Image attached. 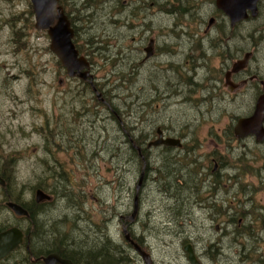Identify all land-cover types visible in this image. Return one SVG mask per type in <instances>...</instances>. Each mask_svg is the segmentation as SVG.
I'll list each match as a JSON object with an SVG mask.
<instances>
[{
    "label": "rangeland",
    "instance_id": "obj_1",
    "mask_svg": "<svg viewBox=\"0 0 264 264\" xmlns=\"http://www.w3.org/2000/svg\"><path fill=\"white\" fill-rule=\"evenodd\" d=\"M103 1L98 0L95 6L90 5L84 9L85 0H65L67 13L74 14L77 19L79 29L77 41L81 44L96 35L108 34L112 38L124 36L118 32L122 28L114 29L105 21L106 12L103 11V6L105 9L110 8L111 0L107 3ZM169 1L185 5L187 9L183 11V15L178 8L174 9L172 14H166L155 4L157 0H152V5L149 4L151 1L146 3L154 20L151 22L155 23L154 31L149 33L148 37H154L156 43H159L164 37L159 27H167L168 30L172 28V37L175 39L183 37L191 43L200 41L199 36L201 31H204V25L201 27L204 3H201V0ZM29 7V0H0V157L3 159L2 163L8 167L7 174L16 194L19 188L30 192L32 186L40 185L38 183L42 178L44 187L46 182L56 184L50 171L45 170L47 165L44 160H47L50 169L63 167V170L69 173L70 180L65 183L67 188L62 190L63 194L59 196L49 216L42 218L46 228L50 224L51 229L63 230L64 235L62 232H49L55 234L50 237L61 239L72 249L87 251L98 248L124 264H144L125 244L122 225H126L130 233L141 240L142 249L150 254L154 264H190L183 250L185 244H192L200 264H264V241H257L262 240L258 235L262 234L264 221L243 218L240 222L236 219L207 220L199 216L198 209L194 212L197 217H191V220L167 218L168 206L165 205L168 202L176 201L177 205L190 203L192 200L201 202L203 187L198 176L204 175L200 166L191 164L188 171L170 174L169 181L173 185L161 187L163 181L157 183V177L168 175L165 173L168 164L163 163V166H159L161 160L155 156L158 150H153L150 154L153 169L148 167L147 180H143L144 184L137 187L142 164L139 158L132 154L127 140L130 135L131 139H137L141 134H147L155 129L158 123L170 126L174 125L175 121L184 119L189 121L195 118L188 128L191 136L197 138L199 144V152L194 151V154L198 155L204 150L209 157L213 152H220L225 156L222 157L223 164H228L223 145L219 144L216 138L218 136L223 140L222 128L228 122L227 118L217 122L210 119L204 121L202 89L184 82L183 86L187 90L182 92V95L186 96V102L169 104L157 94L158 86L162 90L161 94L168 92L167 80L148 75L145 73L146 70L137 73L133 71L132 75L119 72L111 77L99 76L100 83H109L108 89L106 85L104 86L111 94V104L107 107L108 116L101 114L99 116V113H96L99 111L97 104L91 106L82 104L86 106L84 109L79 99L76 101L80 102L76 108L87 111L86 122L83 120V114L74 115L75 122L68 121L62 113L59 114L61 111L59 107L64 99L59 76L61 70L58 69L57 59L49 50L46 33L34 27L33 13L32 17L28 15L33 24L28 21ZM95 11L97 14L94 16ZM12 15L21 16L17 25L22 27L23 32L18 38L11 26L12 23L9 22ZM182 17L193 20L191 30L194 35H190L189 25L180 24L183 23L180 22ZM174 18L176 21L173 22ZM107 32H115V35ZM14 37L20 41L18 46H22L21 48L19 46L17 49ZM155 58L160 61V58ZM106 67L111 69L113 66L108 63ZM122 67L123 65L116 68L114 74ZM114 77H121L120 83L114 82ZM124 79L127 80V85L122 89L120 85ZM114 95L119 97L113 98ZM159 110H164L165 117L169 115L170 118L159 117L157 115ZM88 111L93 112L88 114ZM114 117H118L119 121ZM130 126H135V129L129 131L127 128ZM61 137L63 141L56 145L55 142ZM104 137H107V140H103ZM82 149L87 150L84 157L81 155ZM258 149L264 152L263 147L258 146ZM90 150L95 152L91 154ZM237 155L236 163L240 168V174L230 179L229 187L223 188L224 190H215L213 186H209L211 192L213 195L223 193L232 196L239 191L240 198L252 196L251 204L256 206L263 204L264 170L250 166L256 164L260 167L262 164L260 154L244 155L242 159L241 152ZM214 164L213 162L211 167L214 168L216 166ZM215 168L222 173L204 171L206 178L209 181L223 180L221 175L228 172V167ZM176 179L180 180L179 185L175 183ZM57 188L61 191L60 187ZM135 196L138 211L132 215ZM206 201L204 199L205 203ZM59 215H64V218L57 223L55 220L60 217ZM237 216L241 217V213ZM221 224L222 228L227 229L229 239L223 237L219 249L212 248L209 242L218 235L215 227ZM244 224L250 227V232L253 231V225L260 229L255 230L252 235L236 236L230 232L236 226ZM231 239L251 241V249L245 253L247 261L238 260V253L233 250L240 249V244ZM103 245L106 246L105 250L102 249ZM220 250L224 251L220 253ZM124 251L129 256L125 261L122 259ZM209 252L214 253L213 257ZM111 264H115L114 261Z\"/></svg>",
    "mask_w": 264,
    "mask_h": 264
},
{
    "label": "flooded vegetation",
    "instance_id": "obj_2",
    "mask_svg": "<svg viewBox=\"0 0 264 264\" xmlns=\"http://www.w3.org/2000/svg\"><path fill=\"white\" fill-rule=\"evenodd\" d=\"M97 1L85 0L86 3L83 8L86 9L90 5L95 6ZM108 1L110 0L103 2L107 3ZM110 2V8L105 9L103 6V11L106 12L105 21L114 29L122 28L118 32L123 33L124 36L112 38L108 34L106 36L96 35L94 38L86 39L81 44L77 41L79 34L77 19L74 14H68L74 28L73 42L78 51V56L84 57L88 63V67L79 72L87 71L88 75L85 79L80 77V73L69 76L66 68L57 60L61 68L59 76L61 77L60 83L63 85L64 95L63 103L59 107L61 110L59 114L62 113L63 117L67 118L68 121L72 120V122L76 121L74 115L83 114V120L86 122L87 111L76 108L80 103L76 101L81 98L79 92L83 90V92L89 91L92 98L96 96L98 99V101L87 100L83 104L89 106L97 104L99 111L96 113H99V116L100 114L108 116L107 107L111 104V94L110 91L105 90L104 86L106 85L108 89L109 83L106 82L105 85L101 86L98 80L99 76L111 77L119 72L132 75L134 74L133 71L137 73L140 70H146L145 73L148 75L157 78L163 77L167 80L168 92L161 94L162 90L158 86L157 94L169 104H184L186 102V96H183L182 92L187 89L183 84L189 82V85L202 89L204 93V121L210 119L217 122L222 118H227L228 122L222 128L223 140H220L218 136L216 138L217 142L223 145L224 153L229 162L226 165L223 164L222 157L225 156L220 152H213L209 157L207 153H204V150L198 155L194 154V151L199 152V144L197 138L191 136L188 128L195 118L189 121H185V119L179 122L175 121L174 125L170 126L158 123L156 128L154 127L155 129L150 130L147 134H141L137 138L140 141V146L135 147L136 151L133 150L142 164L140 185L144 184L143 180H147V172L150 167L153 169V162L150 161L151 152L158 150L155 156L161 160L159 166H163V163L168 164L165 172L168 175L157 177V183L163 181L161 187L163 185L168 186V184L173 185L169 181L171 179L170 174L188 171L191 164L200 166L204 175L198 176L203 187L201 202L192 200L190 203L180 205H177L176 201L168 202L165 205L168 206V219L191 220V217H197L194 212L198 209L199 216L207 220L229 221L236 219L240 222L243 218L264 221V203L257 206L251 204L252 196L240 198L238 196L239 191L232 196H226L223 193L213 195L209 187L213 186L215 190H224L223 188L229 187L228 181L240 174V168L236 163L238 152L242 153L241 159L245 157L244 155L260 154L262 163L260 167L256 164L250 166L264 170V152L258 149V146L264 148V0H256L254 9H245L242 18L239 20H235L218 7L217 0H201V3H204V18H201V27L204 25V31H201L199 36L201 40L194 43L188 42L183 37L173 38L172 28L168 30L167 27H159L164 36L159 43H156L154 37H148L149 33L154 31L155 23L151 22L154 20L146 3L149 2L152 5V0H111ZM191 3L194 4V2ZM61 4L67 10L64 0H61ZM155 4L166 14H172V11L178 8V11L183 15V11L187 9V6L180 5V3L173 4L169 0H157ZM99 11L100 9H98ZM96 12L94 16L97 14ZM174 21H176L175 18ZM180 22H183L180 23L181 25H189L190 35H194L191 30L193 22L191 18L187 20L182 17ZM107 33L115 35V32ZM107 39L115 40L107 41ZM146 40L147 46H145ZM118 45L120 46L118 47ZM113 46L114 48H112ZM155 57L160 58V61H157ZM108 63L113 66L111 69L106 67ZM121 65L123 67L114 74V70ZM126 85L127 80L124 79L120 87L125 89ZM262 109V117L261 112L255 115L257 110ZM92 112L88 111V114H92ZM157 115L165 117V111L159 110ZM165 118L169 119L170 116ZM247 120H250V123ZM242 121L244 124L240 125ZM158 137H162L163 140L172 139L177 143L151 145L150 142ZM104 138L107 140V137ZM60 141H63V137L55 144L60 145ZM102 150L103 148L100 149V151ZM212 157L214 159H211ZM2 160L0 157V180L2 181V183L0 182V234L16 228L21 232V241L16 247L0 257V264H46L45 259L51 255L57 257L53 264H111L109 254H105L98 248L87 251L72 249L65 245L61 239L50 237L55 234L49 232L63 233V230L51 229L50 224L46 228L42 218L49 216L56 206L59 196L63 193L54 183L46 182L45 187L47 189L45 187L39 188L36 185L31 187L30 192L19 188L16 194L11 187L10 178L7 174L8 167L2 163ZM213 162L216 165L214 168L211 167ZM215 167H228V172L221 175L223 180L209 181L206 178L204 171L213 174L222 173ZM49 169L47 165L45 170L49 171ZM173 178L175 179V177ZM178 182L181 183L180 180ZM38 189L42 190L47 197L37 200L35 192ZM204 199L207 200L206 203ZM11 204L20 206L26 210L27 214H17ZM238 213H241V217L237 216ZM59 216V218L55 216L58 218L55 220L57 223L64 218V215ZM122 226L125 244L144 263L141 255L125 234L128 233L134 243L139 244L141 240L132 235L126 225ZM222 226L223 224L215 227L218 235L213 241L209 240V245L217 249H219L220 242H223V237L229 239L230 236L227 229L222 228ZM259 237L262 240L257 239V241L263 242L264 229L262 234L258 235ZM231 240L240 244V249L233 250L238 253V260L247 261L245 253L251 249V241ZM252 246L254 247V245ZM105 247L103 245L102 249L105 250ZM120 247L122 248V246ZM223 251L220 250V253ZM194 254L196 256L195 252ZM128 258L129 256L125 253L122 259L125 261ZM204 258H206L205 255ZM152 264H154L153 260Z\"/></svg>",
    "mask_w": 264,
    "mask_h": 264
},
{
    "label": "water",
    "instance_id": "obj_3",
    "mask_svg": "<svg viewBox=\"0 0 264 264\" xmlns=\"http://www.w3.org/2000/svg\"><path fill=\"white\" fill-rule=\"evenodd\" d=\"M256 0H217V6L222 8L228 15L235 20L242 18L245 9L255 7ZM33 14H34V27L39 31H45L49 37V49L66 68L69 76H74L80 73V77L85 79L88 75L87 71L79 72L88 67L86 59L82 56H78V51L73 43L74 28L63 11V8L58 5V0H30ZM240 6V9H239ZM241 14V15H240ZM234 16V17H233ZM261 112L263 115V109L257 110V113ZM250 123V120H247ZM244 124V121L240 122V125ZM262 139V138H260ZM161 143L176 144L177 141L172 139L163 140L162 137H158L156 140L150 142L151 145H158ZM142 176V174H141ZM142 178L140 177L137 187H139ZM2 183V181L0 180ZM35 196L38 199L47 197L43 191L37 190ZM11 207L17 214H27L26 210L20 206L11 204ZM137 211V196H135L134 210L132 215H135ZM129 239L137 252L141 255L145 264H152V259L149 253L144 251L137 243H134L129 234H125ZM21 241V232L12 228L4 233L0 234V257L5 255L9 250L16 247ZM183 250L187 253V259L190 264H200L193 252L191 244H186ZM57 260V257L51 255L45 259L46 264H53ZM59 260V259H58Z\"/></svg>",
    "mask_w": 264,
    "mask_h": 264
},
{
    "label": "trees",
    "instance_id": "obj_4",
    "mask_svg": "<svg viewBox=\"0 0 264 264\" xmlns=\"http://www.w3.org/2000/svg\"><path fill=\"white\" fill-rule=\"evenodd\" d=\"M10 1V0H9ZM64 2H65V0H64ZM65 5H66V2H65ZM67 6V5H66ZM85 7V6H84ZM67 11V10H66ZM32 8H31V5H30V7H29V9H28V12H27V18H28V15L29 16H31L32 17ZM20 15H12L11 16V19L9 20V22L10 23H12V28L14 29V31H15V33H16V38H18V36L20 35V34H22V32H23V29H22V27H19L18 25H17V22H18V20L20 21ZM24 20H25V18H24ZM26 21V20H25ZM28 21H30L31 22V24H33V21L32 20H30L29 18H28ZM24 25H25V23H24ZM15 38V37H14ZM15 38V43H16V46H17V49H19V46H18V44H19V40L18 39H16ZM91 43H92V41H91ZM22 46H20V48H21ZM57 63V65H58V69L59 70H61V68L59 67V62H56ZM113 80H114V82L116 81V83H120V81H121V77H114L113 78ZM101 86H103V85H105V83H101L100 84ZM107 92H108V90H107ZM106 92V93H107ZM80 93V97L81 98H79L81 101H82V104H83V102L84 101H87V100H95V101H98V99H97V97L96 96H94V98H92L91 96H90V92L89 91H87V92H83V90L81 91V92H79ZM88 96V97H87ZM128 96V95H127ZM117 97H119V96H113V98H117ZM83 106V105H82ZM84 107V109L86 108V106H83ZM120 117V116H119ZM114 119L115 120H118L119 121V118L118 117H114ZM129 131H133L134 129H135V126H130V127H128L127 128ZM103 140H105V138H103ZM128 142H129V148H131L132 150H131V152H132V154L134 155L135 153H134V151H136V149H135V147L136 146H140V141L138 140V139H131V135L128 137V140H127ZM134 150V151H133ZM90 152H91V154L92 153H94L95 151H92V150H90ZM86 153H87V150L86 149H82L81 150V155L84 157L85 155H86ZM94 156H95V154H94ZM83 157H81L82 159H83ZM72 158V157H71ZM53 159H56V158H54L53 157ZM44 163L46 164V165H48V162H47V160H44ZM141 164V163H140ZM49 171H50V175L55 179V182H56V184H55V186L56 187H60V189H61V193H62V190H64V188H67V185L65 184V183H67V181L68 180H70V177H69V173L67 172V171H65V170H63V167L62 168H59V169H57L56 167H51V169H49ZM45 176V175H44ZM46 178V177H45ZM44 181V178H42V179H40V182L38 183V184H40V185H38L39 186V188H43L44 186L42 185L43 182ZM178 179H176V182L175 183H177L178 184ZM179 185V184H178ZM47 189V188H46ZM253 223V222H252ZM254 226V228H253V231L252 232H250L249 231V229H250V227L247 225V224H244L243 226H240V227H237L236 226V228H233L232 230H230V232H232L233 234H235L236 236L237 235H241V234H249V235H252L254 232H255V230L256 231H258L259 229H260V227H256L255 225H253ZM257 228V229H256ZM139 244L142 246L143 245V243L141 242V241H139ZM210 253V256L211 257H213V255H214V253L213 252H209ZM88 257V256H87ZM104 257V256H103ZM110 259L111 258H113V257H109ZM112 261H114V263L115 264H119V263H121V262H119L118 261V258H113V260Z\"/></svg>",
    "mask_w": 264,
    "mask_h": 264
},
{
    "label": "bare ground",
    "instance_id": "obj_5",
    "mask_svg": "<svg viewBox=\"0 0 264 264\" xmlns=\"http://www.w3.org/2000/svg\"><path fill=\"white\" fill-rule=\"evenodd\" d=\"M212 248H213V246H212ZM211 251V250H210Z\"/></svg>",
    "mask_w": 264,
    "mask_h": 264
}]
</instances>
